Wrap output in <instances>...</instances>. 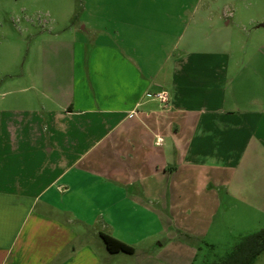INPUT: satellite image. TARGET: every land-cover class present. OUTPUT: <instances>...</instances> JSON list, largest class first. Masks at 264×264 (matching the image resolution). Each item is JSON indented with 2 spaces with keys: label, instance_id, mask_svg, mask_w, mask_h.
I'll return each mask as SVG.
<instances>
[{
  "label": "crops",
  "instance_id": "1",
  "mask_svg": "<svg viewBox=\"0 0 264 264\" xmlns=\"http://www.w3.org/2000/svg\"><path fill=\"white\" fill-rule=\"evenodd\" d=\"M80 1L57 11L73 26L43 35L29 86L0 99V264H186L193 250L137 247L115 214L162 217L220 187L264 198V54L232 57L208 13L172 0Z\"/></svg>",
  "mask_w": 264,
  "mask_h": 264
},
{
  "label": "rangeland",
  "instance_id": "2",
  "mask_svg": "<svg viewBox=\"0 0 264 264\" xmlns=\"http://www.w3.org/2000/svg\"><path fill=\"white\" fill-rule=\"evenodd\" d=\"M120 1L114 0L112 5L116 8L134 6L132 1ZM144 1L147 7L154 10L168 7L167 0ZM173 2L175 5L172 7L179 12L186 10L188 17L194 12L195 20L202 13H208L209 20L203 23L207 27L206 32L210 37L222 34L231 42L227 48L232 57L264 54V28H258L264 24V0H172ZM7 3V0H0V99L4 92L29 86L28 77H22V74L26 73L30 62L42 54L45 33L56 27L67 28L69 34L74 21H65L57 11L74 9L79 14L84 5L80 0H14L11 7L18 14L11 16L5 11L11 8ZM24 7L29 10L28 20L21 13ZM48 11H53L57 24L52 21L54 17L47 15ZM217 30L220 33L215 34ZM31 68L35 71V67ZM10 76L14 78L10 79ZM11 82L18 84L10 87ZM194 199L191 206L179 208L174 213H170V209L166 207L162 217L154 216L153 208L146 209L140 218H119L115 214V219H124L123 223L117 225V229L125 233L128 240L137 244V247L153 248L159 244H166L169 249L186 247L193 250L186 264H205L224 258L241 236L264 228V198L260 193H239L220 187L205 193L202 198L196 195ZM154 219L156 221H152ZM157 219L163 220L159 223ZM153 228L162 229L165 233L160 236L153 232ZM186 236H191L194 241H187ZM139 238L143 240L140 241ZM262 258L264 259V255Z\"/></svg>",
  "mask_w": 264,
  "mask_h": 264
},
{
  "label": "trees",
  "instance_id": "3",
  "mask_svg": "<svg viewBox=\"0 0 264 264\" xmlns=\"http://www.w3.org/2000/svg\"><path fill=\"white\" fill-rule=\"evenodd\" d=\"M102 236L110 252H125L128 254L134 253L133 247L127 245L126 243H123L108 235ZM186 240L193 242L194 238L191 236H186ZM263 253L264 228L253 234L241 236L224 258L205 264H255Z\"/></svg>",
  "mask_w": 264,
  "mask_h": 264
},
{
  "label": "built area",
  "instance_id": "4",
  "mask_svg": "<svg viewBox=\"0 0 264 264\" xmlns=\"http://www.w3.org/2000/svg\"><path fill=\"white\" fill-rule=\"evenodd\" d=\"M154 97L163 104H168L169 102V94L165 91L157 93ZM160 141H162V139H159V142Z\"/></svg>",
  "mask_w": 264,
  "mask_h": 264
}]
</instances>
